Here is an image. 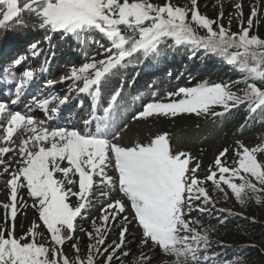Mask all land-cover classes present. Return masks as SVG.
Listing matches in <instances>:
<instances>
[{"label": "snow or ice", "instance_id": "6c2138e0", "mask_svg": "<svg viewBox=\"0 0 264 264\" xmlns=\"http://www.w3.org/2000/svg\"><path fill=\"white\" fill-rule=\"evenodd\" d=\"M234 8L240 17L235 32L231 18L227 25L222 22L223 11L209 18L200 12L198 0H190L188 6L173 0H0V29L25 25L22 14L27 12L40 29L72 36L94 30L109 42L99 54L102 58H89L61 77L60 83L73 82L68 95L40 100L33 96L27 111L13 106L34 81V71L24 70L19 79L12 72L3 74L15 87L14 98L0 102V178L7 189V198L0 202V264H113L129 256L124 248L134 236L133 227L139 231V246L147 249L140 258L143 264L158 259L152 255L157 249L171 258L170 264H214L217 254L209 236L213 230L203 227L198 214L215 207L213 189L225 198L230 190L241 204L250 193H264V143L250 147L238 140L231 148L223 147L201 177L199 159L175 148L166 131L147 143L121 142V129L115 124L120 91L111 95L103 116L93 112L83 127L79 121L55 127L47 121L59 116L73 91L98 100L106 77L135 55L156 61L166 48L178 45L225 58L243 74L245 87L233 91L235 85L207 81L179 87L167 93L168 102L147 103L136 119L216 117L224 114L215 111L217 107L227 111L242 104L252 112L264 108V37L253 32L264 10L253 4L245 18L242 2L234 3ZM30 48L37 54V44ZM23 59H15L14 65L19 67ZM56 83L49 80L47 86ZM54 101L58 103L50 107ZM34 107L46 114L45 119L30 114ZM95 188H101L107 202L100 216L92 219L91 230H86L78 226V219L93 207ZM256 202H261L259 197ZM29 209L35 219L18 233V215L26 217ZM113 229L117 239L108 242ZM78 230L88 240L83 255Z\"/></svg>", "mask_w": 264, "mask_h": 264}, {"label": "rangeland", "instance_id": "374dc122", "mask_svg": "<svg viewBox=\"0 0 264 264\" xmlns=\"http://www.w3.org/2000/svg\"><path fill=\"white\" fill-rule=\"evenodd\" d=\"M153 2L162 3L163 0H153ZM242 2L243 3V11L244 17L246 18L249 15L250 7L255 4L261 10H264V0H205L199 6V10L210 16L212 18L217 17L221 11L224 13L223 23L227 25L229 18L232 19L231 30L238 31V20L240 17L235 14L236 10L234 8V3ZM173 3L178 6H188L190 4V0H173ZM23 19L26 21L25 25H14L10 29H0V42L10 43L14 40V38L19 39L25 33L33 36L31 40L25 43L24 48H27L30 51L28 45L29 43L34 42L37 37L40 36L42 30L37 26V21L33 15L28 14L27 12L22 14ZM264 33V15L260 17V22L254 28V34L258 32ZM24 40V39H22ZM101 42V41H100ZM92 42L85 41L87 44L86 51H82L81 55L76 56H63L58 54V59L61 60H70L67 65L61 66L56 63L53 70H56V67H60L61 71L65 73L70 72V68L72 66H80L84 62L87 61L85 57L100 59L98 56V50L96 45L90 46V51H88V45ZM93 44V43H92ZM80 57V59L78 58ZM71 63H75L71 65ZM179 65V64H178ZM53 66V67H54ZM134 67H137L134 65ZM186 70H192L188 75H182L180 77L181 81H173L169 78V81L162 80V77H165L166 74H162V72H158V75L155 81L145 83V79L148 77V74H137L135 77H130L133 72L125 66L120 72H116L115 77L108 81L106 84L110 87L103 96V99L106 100V105L101 106V115H104V109L108 107L109 101L111 99V95L116 91H120L121 95L117 100V107L115 109V116L118 118V123H122L125 120V127L121 129V132L129 127V134L124 135V140L122 143L131 144L136 142H144L147 143L149 138H151L154 134H159L162 132H168L171 136L172 144L175 148L179 150L190 151L193 156L197 157L201 162L200 176L203 177L210 165L213 164L214 157L218 154V151L223 147L231 148L236 141H242L247 146H255L258 143H263L264 139V108H259L254 112V115L249 119L245 120H236L230 117V113L217 117L216 120H203L196 123H189L184 119L178 120L172 116H153L147 119H136L137 113L131 115L129 119H126L124 113L126 110H129L130 107H135V104L140 107L141 102L139 100L140 95L132 96L130 95L132 89L139 90V86L145 84L147 91H143L144 93H153L155 90L163 91L162 93H156L152 96V101L154 102H168L167 93L176 91L179 87H191L195 86L199 83L204 82V76H196L195 72L197 70H193L192 67H186ZM196 68V67H193ZM136 69V68H135ZM138 69V68H137ZM133 70V69H132ZM181 68L179 69V71ZM220 68L216 67L212 72L207 75L213 76L214 73L219 71ZM172 72V71H170ZM56 73V72H55ZM52 72L51 74H55ZM61 76V75H60ZM59 76V77H60ZM155 74L152 73L151 78H154ZM189 76L194 77L193 80L190 81ZM54 78V77H53ZM148 79V78H147ZM209 82V81H207ZM139 83V84H138ZM209 83H212L211 80ZM131 128V129H130ZM233 158V153H229L228 163L231 165ZM255 182V181H253ZM211 188V185L209 184ZM95 198L93 207H97L86 223L82 226L86 230H91V221L92 219H96L100 216V208L104 205L107 200L105 197L100 195L101 188H95ZM21 195H24L22 192ZM115 195V194H113ZM213 197L214 199H218V197H223L221 193L213 189ZM7 198V189L3 188V178H1L0 182V202L4 201ZM232 195L229 192L228 203L221 202V205L215 204V206H228L229 208H233V210H237V207L231 204ZM25 199H28L25 196ZM31 203L30 199L28 201ZM97 203V204H96ZM229 204V205H228ZM239 210H237L238 212ZM3 216V209L0 208V217ZM35 219L34 213L32 210H28L27 216L18 215L17 218V232L22 231L23 228L29 226V221ZM204 228L209 227H218V221L216 222H204ZM132 232L134 236H129L128 241L126 242V247L124 248L125 252H129L128 257H122L121 261H113V264H143L141 261V256L147 253V249H143L139 246V231L135 227L132 228ZM110 240L117 239V231L113 229L111 232ZM108 236V237H109ZM76 237L79 240L82 255L84 254V246L88 243L87 237L84 232L77 231ZM69 254L71 253L70 246L68 248ZM152 255L158 257V259H154L152 264H170V257L163 256L160 254L157 249L156 252L152 253Z\"/></svg>", "mask_w": 264, "mask_h": 264}, {"label": "trees", "instance_id": "16d2710c", "mask_svg": "<svg viewBox=\"0 0 264 264\" xmlns=\"http://www.w3.org/2000/svg\"><path fill=\"white\" fill-rule=\"evenodd\" d=\"M200 34H204L203 30L200 31ZM257 34L264 37L262 31ZM178 53L179 51H175V54ZM199 58L204 59V53H200ZM214 61L219 62L215 59ZM219 63L221 64V62ZM226 72L229 73L219 77V83L235 85L233 91H239L245 87V84L241 82L243 74L236 66L233 65ZM236 108L233 114L236 119L243 120L251 113L247 104L239 105ZM180 118L191 124L203 119H210L209 116H196L195 114L180 115ZM249 195L250 198L244 204L238 202L233 195L230 198L231 204L236 206L239 212L233 211L231 207L215 212L222 222V228L212 229L213 231L209 233L212 242L211 250L217 254L214 264H226V262L227 264H264V193H250ZM257 197H259L260 203L256 202ZM224 201L228 200L224 198ZM199 215L202 217L203 213ZM214 240L216 243H213Z\"/></svg>", "mask_w": 264, "mask_h": 264}, {"label": "bare ground", "instance_id": "6f19581e", "mask_svg": "<svg viewBox=\"0 0 264 264\" xmlns=\"http://www.w3.org/2000/svg\"><path fill=\"white\" fill-rule=\"evenodd\" d=\"M27 34V33H26ZM25 37V38H24ZM31 38V36H28V35H22L21 37H20V39H19V36H18V38L16 39V38H14V40H13V42L15 43V44H17V43H20L21 41H22V39H24V40H26V39H30ZM43 45H47L46 43H41V45H39L38 47L39 48H41ZM59 45H62L63 47H64V53H67L70 49H71V47H72V42H71V38H70V36H67V37H65L63 40H61V41H59V39H58V36H55V35H53L52 37H51V41L48 43V46H51V47H56L55 48V52L57 53L58 51L56 50L57 48H58V46ZM0 46H2V44L0 45ZM7 50H8V48H7ZM58 58H57V56H56V54H55V58H53L52 59V61L53 62H56V60H57ZM151 76V75H150ZM57 79V78H56ZM67 82H71L70 80L69 81H67ZM64 85L63 84H60L59 85V87L62 89V87H63ZM69 89V88H68ZM68 89H66V90H64V92H62V93H65V94H67L68 93ZM145 89H146V87H142L141 88V90H143V91H145ZM138 91L136 90V89H133L132 90V96H136V95H138ZM49 94H50V92L49 91H47V92H45L44 94H43V96H39V99H41V98H43V97H45V96H49ZM53 94H55V93H53ZM58 96H61V93L58 95ZM62 97V96H61ZM143 101H145L146 99H149V95L148 94H142L141 95V97H140ZM75 101V100H74ZM55 105V101L54 102H52V104H50V106L52 107V106H54ZM71 107L72 106H70L69 108H68V110L66 109V108H62L61 110H63L64 111V113L61 115L62 117H59V118H66V117H68L69 115H70V112H71ZM135 108L134 107H130V109L129 110H126L125 111V113H124V116H125V118L126 119H129L130 117H131V115H132V111L134 110ZM34 113H37L36 111L34 112ZM83 117H85V115H84V111H83V109H79L78 110V112H77V114H76V116H75V118L73 119V122H72V124L73 123H76L77 121H79V122H81V120H82V118ZM56 121V120H55ZM57 122V121H56ZM97 123V121H95V120H93V123H92V125H91V127L92 126H95V124ZM115 124H116V127L117 128H120V129H122L123 127H125V122H122V123H118V118L117 117H115ZM79 126L81 127V123H79ZM131 129V128H130ZM128 131H129V127H126L122 132H120V134H121V136H122V140H124L125 138H124V135L126 134H129L128 133ZM111 174V173H110ZM0 182H1V178H0Z\"/></svg>", "mask_w": 264, "mask_h": 264}]
</instances>
